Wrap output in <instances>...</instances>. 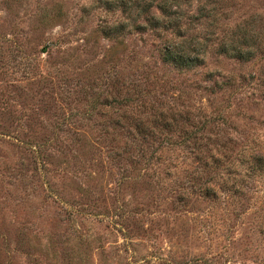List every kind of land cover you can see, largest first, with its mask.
<instances>
[{
	"label": "rangeland",
	"instance_id": "obj_1",
	"mask_svg": "<svg viewBox=\"0 0 264 264\" xmlns=\"http://www.w3.org/2000/svg\"><path fill=\"white\" fill-rule=\"evenodd\" d=\"M200 4L220 12L188 34L213 35L202 66L177 72L149 31L112 48L98 29L118 12L95 0H0V264H264V179L244 169L264 154V55L211 51L245 21L264 43V0L182 8L194 18ZM206 72L220 92L202 89ZM160 104L205 121L188 147L176 131L131 138L128 121L103 134ZM196 173L211 197L189 188Z\"/></svg>",
	"mask_w": 264,
	"mask_h": 264
},
{
	"label": "trees",
	"instance_id": "obj_2",
	"mask_svg": "<svg viewBox=\"0 0 264 264\" xmlns=\"http://www.w3.org/2000/svg\"><path fill=\"white\" fill-rule=\"evenodd\" d=\"M103 7L110 11H117L118 16L108 23H104L99 27L98 31L103 38L111 40L112 48L121 43L118 38L134 33L149 31L158 39L157 58L161 67L170 68L177 72H186L203 64V53L206 51L209 38L213 32L202 34L199 37L188 34L190 23L193 20L213 16L211 11L220 12L215 7L205 8L204 4L197 5L195 8L197 15H187L183 11V6H189L192 0H95ZM198 1V0H194ZM222 11V10H221ZM216 14V13H215ZM254 17V16H253ZM249 19V24L253 19ZM258 21L259 19H253ZM212 23V21H211ZM248 23L237 24L231 29L228 35L214 39L211 51L223 55L228 58L235 59L239 62H246L257 55H264V43L262 41L261 30L258 26L252 30L246 28ZM256 24V23H255ZM239 26V27H238ZM204 80L209 81L207 89L209 93L215 94L223 89L222 83L213 78L212 72L203 74ZM114 100V99H113ZM153 106H150V109ZM190 108L180 109L178 107L169 106L168 104H160L158 107L150 110L145 118H132L131 110L127 114L123 110L121 114L113 116L109 124L104 128L105 136L116 133V129L123 128L120 126L121 121H128L130 124L128 131L131 132V138L135 135L140 137V141L166 142L170 140L167 132H177L180 140L185 147H188V141L195 136L196 132L202 130L205 121H195L196 116L192 115ZM139 112L137 113V115ZM198 117V116H197ZM185 125V126H183ZM128 127V125H127ZM137 152H141L142 147H136ZM155 149V148H154ZM160 149V148H156ZM203 149L200 145H196V156H202ZM127 153V151L125 150ZM129 153V152H128ZM245 171L252 177L264 179V154L259 151L247 152ZM115 156L119 154L116 150ZM129 159V156L126 155ZM198 159V158H197ZM199 160V159H198ZM206 162L201 161V165L206 166ZM216 166H213L215 168ZM190 177H193L190 176ZM196 178L191 183L190 178L186 180L190 185L191 191L198 192L201 196L211 197L209 186L204 181L197 182L199 174H194ZM190 183V184H189ZM188 188H182L180 195L186 197L190 192Z\"/></svg>",
	"mask_w": 264,
	"mask_h": 264
}]
</instances>
